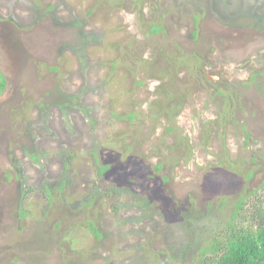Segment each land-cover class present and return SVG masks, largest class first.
Listing matches in <instances>:
<instances>
[{
    "label": "rangeland",
    "instance_id": "1",
    "mask_svg": "<svg viewBox=\"0 0 264 264\" xmlns=\"http://www.w3.org/2000/svg\"><path fill=\"white\" fill-rule=\"evenodd\" d=\"M0 71V264H185L264 181V0H0Z\"/></svg>",
    "mask_w": 264,
    "mask_h": 264
},
{
    "label": "trees",
    "instance_id": "2",
    "mask_svg": "<svg viewBox=\"0 0 264 264\" xmlns=\"http://www.w3.org/2000/svg\"><path fill=\"white\" fill-rule=\"evenodd\" d=\"M151 29L152 32L157 33L163 29V26L154 24ZM6 85L5 75L0 71V95L6 90ZM183 93L186 95V92L182 91L181 96L177 97L181 102L180 99L185 97ZM127 117L133 120L136 117V112L128 113ZM129 148L126 147L125 151L130 152L131 148ZM114 167V162L101 165L100 173ZM161 167L162 163H159L157 169ZM141 175V172L128 173L131 182L134 183L142 180ZM66 184L67 179H64L59 185L63 188ZM43 188L49 198L53 199L52 189L47 185H44ZM94 198L95 196H92L91 199L85 201V207L91 206ZM139 203L143 205L141 201ZM228 204L229 201L226 199L220 202L221 207ZM229 205L231 212L222 221L204 222L206 214H210L207 211L195 214V217L186 216L188 217L186 222L189 225L187 224L174 232L182 246L169 255L168 261L173 263L187 260L185 264H264V181L246 194L237 196ZM176 213L180 214V211L178 210ZM23 215H26V211L23 212ZM179 218L180 215L175 214V218L171 220L172 223L177 222ZM82 223L84 224L80 226V229L82 227L89 230L87 234H93L96 239L103 237V232L95 220L87 218ZM190 235H193V240L190 239Z\"/></svg>",
    "mask_w": 264,
    "mask_h": 264
}]
</instances>
